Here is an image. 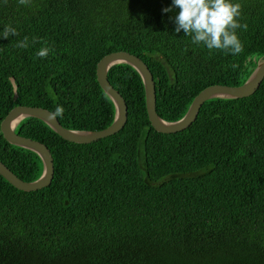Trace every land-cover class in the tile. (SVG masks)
<instances>
[{
    "label": "trees",
    "instance_id": "obj_1",
    "mask_svg": "<svg viewBox=\"0 0 264 264\" xmlns=\"http://www.w3.org/2000/svg\"><path fill=\"white\" fill-rule=\"evenodd\" d=\"M233 2L247 24L238 55L176 33L179 9L162 12L172 0H0V33H18L0 37V120L15 105L59 106L64 128L105 127L113 109L94 66L118 50L149 70L155 113L178 119L200 89L238 85L264 57V0ZM25 36L29 47H16ZM106 79L126 106L113 134L74 143L33 117L14 126L47 148L52 176L29 191L0 176V264H264V76L247 96L203 101L172 133L149 125L129 65ZM0 162L24 181L41 171L1 135Z\"/></svg>",
    "mask_w": 264,
    "mask_h": 264
},
{
    "label": "water",
    "instance_id": "obj_2",
    "mask_svg": "<svg viewBox=\"0 0 264 264\" xmlns=\"http://www.w3.org/2000/svg\"><path fill=\"white\" fill-rule=\"evenodd\" d=\"M129 65L138 75L143 90V105L146 119L151 128L160 133H172L187 127L195 118L201 103L210 98H238L251 94L264 76V57L258 59L247 77L238 85L228 86L212 84L200 89L188 103L184 113L176 120L161 119L154 110V90L151 74L146 65L135 55L118 50L102 55L95 63V81L112 104L111 121L98 130L67 129L62 127L52 113L37 106L15 105L0 120V135L9 144L34 153L40 163L39 175L24 181L16 177L0 162V176L18 190L29 191L45 187L52 176L51 157L47 148L40 142L17 135L13 132L16 123L24 117H33L44 123L60 138L74 143H89L104 136L113 134L122 127L126 117V106L119 93L108 83L106 71L114 64Z\"/></svg>",
    "mask_w": 264,
    "mask_h": 264
},
{
    "label": "clouds",
    "instance_id": "obj_3",
    "mask_svg": "<svg viewBox=\"0 0 264 264\" xmlns=\"http://www.w3.org/2000/svg\"><path fill=\"white\" fill-rule=\"evenodd\" d=\"M21 5L29 4V0H19ZM179 9L174 15V31L179 33L183 30L184 35L190 36L193 44H203L207 49L222 50L224 53L238 55L243 51V45L236 33V29H247V24H240L241 5L233 0H172L168 8L162 12H170ZM10 35H18L15 28L5 26L0 37L8 38ZM19 48L29 47V38L25 36L15 45ZM50 49L41 47L36 55L46 57ZM232 67H236L233 65ZM63 109L59 106L52 114L61 115Z\"/></svg>",
    "mask_w": 264,
    "mask_h": 264
},
{
    "label": "bare ground",
    "instance_id": "obj_4",
    "mask_svg": "<svg viewBox=\"0 0 264 264\" xmlns=\"http://www.w3.org/2000/svg\"><path fill=\"white\" fill-rule=\"evenodd\" d=\"M23 180V179H22Z\"/></svg>",
    "mask_w": 264,
    "mask_h": 264
}]
</instances>
